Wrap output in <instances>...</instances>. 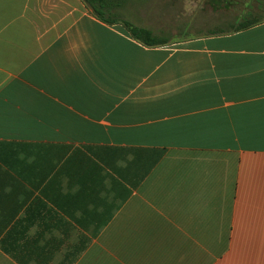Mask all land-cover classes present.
I'll return each instance as SVG.
<instances>
[{
	"label": "crops",
	"instance_id": "0c3cea01",
	"mask_svg": "<svg viewBox=\"0 0 264 264\" xmlns=\"http://www.w3.org/2000/svg\"><path fill=\"white\" fill-rule=\"evenodd\" d=\"M115 18L0 0V264H264V21Z\"/></svg>",
	"mask_w": 264,
	"mask_h": 264
},
{
	"label": "rangeland",
	"instance_id": "374dc122",
	"mask_svg": "<svg viewBox=\"0 0 264 264\" xmlns=\"http://www.w3.org/2000/svg\"><path fill=\"white\" fill-rule=\"evenodd\" d=\"M123 14L107 12L148 28L178 44L217 29L229 30L237 21H264V0H120ZM213 27H207V25Z\"/></svg>",
	"mask_w": 264,
	"mask_h": 264
},
{
	"label": "trees",
	"instance_id": "16d2710c",
	"mask_svg": "<svg viewBox=\"0 0 264 264\" xmlns=\"http://www.w3.org/2000/svg\"><path fill=\"white\" fill-rule=\"evenodd\" d=\"M88 6H90L93 10L94 15L98 18L113 24L118 22L116 18L106 17L107 9H109L112 4L116 0H85ZM120 1V0H119ZM109 13V12H108ZM261 21H251V20H244L242 22L237 21V23L229 30L217 29L209 32V34L217 35V34H226V33H234L239 32L244 29L250 28ZM122 24L128 29L131 36L148 47H157V46H164L169 43L168 38L156 35L152 30L140 26H136L128 21H122Z\"/></svg>",
	"mask_w": 264,
	"mask_h": 264
}]
</instances>
